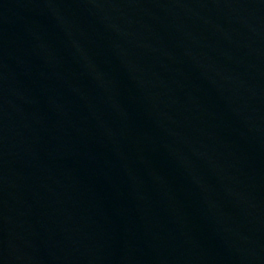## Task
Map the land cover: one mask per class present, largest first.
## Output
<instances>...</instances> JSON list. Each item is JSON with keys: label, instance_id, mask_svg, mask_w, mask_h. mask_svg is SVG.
Segmentation results:
<instances>
[{"label": "water", "instance_id": "water-1", "mask_svg": "<svg viewBox=\"0 0 264 264\" xmlns=\"http://www.w3.org/2000/svg\"><path fill=\"white\" fill-rule=\"evenodd\" d=\"M264 80V0H195Z\"/></svg>", "mask_w": 264, "mask_h": 264}]
</instances>
